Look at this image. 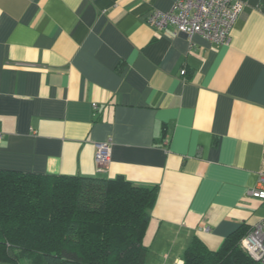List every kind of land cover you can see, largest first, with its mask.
I'll use <instances>...</instances> for the list:
<instances>
[{"label": "crops", "instance_id": "obj_1", "mask_svg": "<svg viewBox=\"0 0 264 264\" xmlns=\"http://www.w3.org/2000/svg\"><path fill=\"white\" fill-rule=\"evenodd\" d=\"M176 1L0 0V170L157 186L147 264L264 221V0L224 45L148 24Z\"/></svg>", "mask_w": 264, "mask_h": 264}, {"label": "trees", "instance_id": "obj_2", "mask_svg": "<svg viewBox=\"0 0 264 264\" xmlns=\"http://www.w3.org/2000/svg\"><path fill=\"white\" fill-rule=\"evenodd\" d=\"M158 187L117 177L0 170V264H147L144 244ZM241 225L221 247L194 238L184 264H260Z\"/></svg>", "mask_w": 264, "mask_h": 264}, {"label": "built area", "instance_id": "obj_3", "mask_svg": "<svg viewBox=\"0 0 264 264\" xmlns=\"http://www.w3.org/2000/svg\"><path fill=\"white\" fill-rule=\"evenodd\" d=\"M243 8L244 3L239 0H177L167 12L152 11L147 22L158 31L171 28L189 40L200 35L212 43L224 45L230 43L232 30ZM181 73L183 75L185 71ZM2 137L0 132V140ZM111 149V142L98 144L96 161L100 172L109 164ZM250 195L264 201V171L259 174L258 184ZM205 230L209 231V228ZM241 247L253 260L264 264V221L242 239Z\"/></svg>", "mask_w": 264, "mask_h": 264}, {"label": "rangeland", "instance_id": "obj_4", "mask_svg": "<svg viewBox=\"0 0 264 264\" xmlns=\"http://www.w3.org/2000/svg\"><path fill=\"white\" fill-rule=\"evenodd\" d=\"M242 248V247H241Z\"/></svg>", "mask_w": 264, "mask_h": 264}]
</instances>
